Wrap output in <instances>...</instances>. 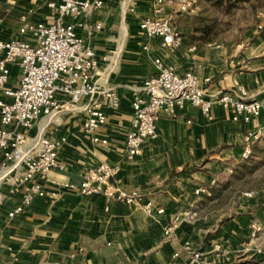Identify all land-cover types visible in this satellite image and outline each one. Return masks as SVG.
<instances>
[{"label":"crops","instance_id":"crops-1","mask_svg":"<svg viewBox=\"0 0 264 264\" xmlns=\"http://www.w3.org/2000/svg\"><path fill=\"white\" fill-rule=\"evenodd\" d=\"M47 2L0 0V38L14 36L23 17L49 23L55 10ZM152 12V0H104L103 5L81 16L83 26L77 31L95 51L97 84L113 86L120 94V105L108 108L107 121L98 130L108 142H94L84 130V112L75 106L85 104L87 96L21 129L27 145L41 134L64 137L58 159L65 169L53 170L52 176L79 183L87 166L121 162L119 185L139 191L142 201L152 200L165 211L152 217L133 203L48 183L45 195L37 196L20 213L9 215L21 194L13 189L14 170L3 176L0 172V264H182L197 249L203 250L205 264H264V251L256 244L246 249L240 243L249 215L232 216L221 224L215 219L187 218L196 188L212 175L205 167L237 160L244 133L262 123L264 29L249 41L232 43L206 39L193 21L173 18L183 38L181 45L174 46L140 28L139 21ZM22 37L28 39L29 34ZM156 57L179 72L191 69L200 77L209 76L210 93L245 86L251 96L263 102L262 115L251 121L233 120V108L215 103L209 118L187 102L175 113L159 116L156 136L144 143L136 158L127 159L133 88L156 74ZM11 75L17 78V66L12 67ZM60 96L68 100L65 94ZM100 100L106 104L104 97ZM54 190L59 193L52 197ZM176 213L182 215L180 224L167 235L164 226ZM216 226L219 228L214 231ZM216 240L226 254L213 249ZM174 251H179L180 257L174 256Z\"/></svg>","mask_w":264,"mask_h":264},{"label":"built area","instance_id":"built-area-1","mask_svg":"<svg viewBox=\"0 0 264 264\" xmlns=\"http://www.w3.org/2000/svg\"><path fill=\"white\" fill-rule=\"evenodd\" d=\"M103 3L104 0H48L47 5L55 10L49 23L23 17L14 36L0 38V172L3 176L14 170L13 189L21 194L19 203L9 210V215L20 213L37 196L45 195L48 183L81 194L98 192L107 199L133 203L152 217L165 211L152 200L142 201L139 191H129L119 185L121 162L103 161L87 166L81 181L76 183L52 176L53 170L65 169V164L58 159L63 136L41 134L32 145L25 143L22 127L30 128L42 115L68 108L84 96L88 97L85 104L75 106L84 112V130L91 134L92 141L108 142L98 130L107 121L108 108L117 109L120 105V94L113 86H98L95 51L77 31L83 26L82 14ZM152 5L153 12L139 21L140 28L148 36L161 37L165 44L181 45L182 32L173 21L174 15L197 12L200 0H152ZM100 26L97 24V28ZM258 26L264 29V21ZM24 34H29V38H23ZM154 65L156 74L133 88L134 114L124 154L127 159L136 158L144 143L156 136L159 116L175 113L187 102L199 107L209 118L213 117L215 103L233 108V120L251 121L253 116L262 115L263 102L251 96L243 85L235 90L210 93L209 76L200 77L191 69L179 72L161 57L154 59ZM13 66L18 68L16 79L11 77ZM61 94L68 96V100H62ZM101 97L106 99V104ZM262 119L259 126L243 135L240 152L243 159L252 155L253 141L264 132V116ZM206 190V186H199L195 192ZM58 193L51 191L52 197ZM196 213L193 210L187 215ZM181 219L180 213L173 214L164 226L165 234L173 233ZM213 249L227 253L220 244ZM173 255L180 257V252L174 251ZM203 257V250L197 249L183 259L182 264H205Z\"/></svg>","mask_w":264,"mask_h":264},{"label":"rangeland","instance_id":"rangeland-1","mask_svg":"<svg viewBox=\"0 0 264 264\" xmlns=\"http://www.w3.org/2000/svg\"><path fill=\"white\" fill-rule=\"evenodd\" d=\"M200 4L198 12L182 13L174 19L191 20L198 28L210 27L208 31L204 30L210 40L221 38L232 43L244 39L249 41L253 35L261 32L258 25L264 21V1L238 2L231 7L218 6L209 0H200ZM210 165L205 169L209 168L212 175L209 180H204L205 185H201L206 186L207 190L195 192L188 212L195 210L197 213L187 218L215 219L217 224H221L232 216L249 215L240 243L246 249L256 244V248L264 251V146L252 145L249 158L243 159L240 155L231 163L225 162L215 167ZM218 228L216 226L214 231ZM216 244L219 241L213 242L212 247Z\"/></svg>","mask_w":264,"mask_h":264},{"label":"trees","instance_id":"trees-1","mask_svg":"<svg viewBox=\"0 0 264 264\" xmlns=\"http://www.w3.org/2000/svg\"><path fill=\"white\" fill-rule=\"evenodd\" d=\"M211 1L212 3H214L215 5H218V6H225L227 5V7H231L232 4L235 5V4H238V2H249L250 0H209ZM257 2H263L264 0H256ZM203 30H202V35L203 37H205L206 39H210L207 35V33L204 31V30H207L210 28V27H204L202 26L201 27ZM201 28H198L196 27V30H199ZM259 145H263L264 146V132L258 137L256 138L254 141H253V147H258Z\"/></svg>","mask_w":264,"mask_h":264}]
</instances>
